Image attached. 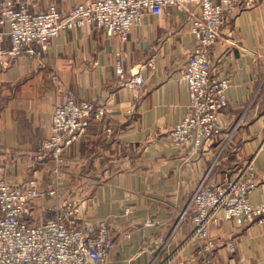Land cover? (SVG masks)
Instances as JSON below:
<instances>
[{"label": "crops", "instance_id": "0c3cea01", "mask_svg": "<svg viewBox=\"0 0 264 264\" xmlns=\"http://www.w3.org/2000/svg\"><path fill=\"white\" fill-rule=\"evenodd\" d=\"M88 1L0 0V44L11 45L9 24L1 23L6 5L35 13L55 5L69 15ZM200 10L170 6L147 14L125 41L93 26L64 29L41 56L0 67V179L26 185L37 178L40 214L67 199L85 218L105 221L115 239L107 264H204L193 239V195L205 178L222 183L250 160L258 178L250 200L264 202V3L233 11L212 51L214 73L229 83L221 133L188 149L170 142L188 112L189 90L177 79L197 47L192 25ZM140 72L145 84L129 87ZM67 95L93 101L106 115L64 151L56 178L34 157ZM209 239L216 264H264V223L222 218Z\"/></svg>", "mask_w": 264, "mask_h": 264}, {"label": "built area", "instance_id": "2783aa9c", "mask_svg": "<svg viewBox=\"0 0 264 264\" xmlns=\"http://www.w3.org/2000/svg\"><path fill=\"white\" fill-rule=\"evenodd\" d=\"M262 3L264 0H91L75 6L69 15H63L55 5L39 13L31 12L27 5L16 9L6 5L1 23L9 24L11 45L0 44V67L18 57L41 56L64 29L93 26L125 41L147 14L157 15L170 6L183 9L198 5L201 10L192 25L197 47L177 79L188 87V112L170 131V142L188 149L213 141L223 128L229 83L214 73L212 51L229 15ZM120 75L124 78L121 70ZM126 84L140 89L145 84L143 74L138 73ZM105 115V108L93 101H76L67 95L53 111L50 135L34 161L43 163L50 174L59 178L64 151L87 134L92 122L103 121ZM206 179L192 199L193 239L202 245L204 264H216L207 253L214 247L209 239L211 226L222 218L263 224L264 202L252 205L250 200L258 186L254 160L248 161L236 177L222 183H208ZM26 183L0 179V264H107L115 246L107 223L85 218L75 202L57 201L40 214L35 208L43 195L38 179L32 177ZM56 184L57 179L48 192L51 197L57 196ZM229 246L234 249L233 244ZM162 264L184 263L172 258Z\"/></svg>", "mask_w": 264, "mask_h": 264}, {"label": "rangeland", "instance_id": "374dc122", "mask_svg": "<svg viewBox=\"0 0 264 264\" xmlns=\"http://www.w3.org/2000/svg\"><path fill=\"white\" fill-rule=\"evenodd\" d=\"M176 126V125H175ZM206 142H208V141H203L200 145H202V144H204V143H206ZM200 145H198V146H200ZM195 147H197V146H195ZM52 189V188H51ZM59 201H63V202H71V201H67V199H62V200H59ZM72 203V202H71ZM88 219V218H87ZM89 220H91V219H89ZM93 221V220H92Z\"/></svg>", "mask_w": 264, "mask_h": 264}]
</instances>
